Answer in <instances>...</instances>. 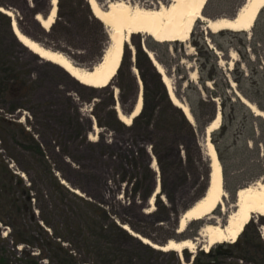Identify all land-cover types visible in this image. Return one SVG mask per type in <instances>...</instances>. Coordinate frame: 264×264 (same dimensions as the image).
Wrapping results in <instances>:
<instances>
[{
  "label": "rangeland",
  "instance_id": "obj_1",
  "mask_svg": "<svg viewBox=\"0 0 264 264\" xmlns=\"http://www.w3.org/2000/svg\"><path fill=\"white\" fill-rule=\"evenodd\" d=\"M111 1L115 0H97V3L105 9ZM126 1L156 8L170 0ZM244 1L207 0L203 12L209 18L233 17ZM60 3V6L56 3L55 19L59 20L56 31L65 30L70 42H59L48 36V30L22 5L11 8L12 18L20 22V30L27 37L63 53L77 66L90 68L106 33L102 34V27L96 22L89 25L88 32L83 28L82 0H61ZM42 6L48 10L50 1L45 0ZM71 13L74 15L70 16ZM36 22L43 30L37 29ZM224 31L207 30L204 23L197 20L187 41L163 42L166 48L155 47L163 62L156 59L155 50L146 45L152 37L145 33L131 34L123 46L122 74H126L129 63H133L137 88L131 92L126 90L120 97L123 92L112 80L104 87L92 88L80 84L55 63L40 58L16 36L15 39L10 37L0 17V164L7 165L11 173H17L12 175L22 179L21 185H17V179L8 177L15 190L13 196L19 199L16 207L4 209L0 206V264H24L32 255L40 264H63L56 260V255L66 258L64 251L82 259L90 257L83 247L77 249L72 234L78 224L88 219L89 210L65 189L53 186L54 177L69 191L77 189L79 192L75 193L98 202L106 211L107 217L101 221L100 256L95 264H201L213 259L264 264V251L256 248L258 240L253 238L257 231L264 242V216L254 215L245 226L246 246L242 259H237V252H229L226 245L230 242L215 244L208 251L202 242L194 252L188 249L182 254L161 251L142 243L123 227L127 225L131 231L162 244L169 239L200 238L198 232L205 223V219L190 221L184 232H177V220L182 211L205 191L210 162L205 132L197 129L195 134L189 132L181 118V109L170 101L162 76L148 51L169 77L178 98L191 105L201 123L213 117L214 107L220 111L223 104L225 108L211 138L224 164L227 211L238 187L259 180L264 161V111L242 95L240 86L243 85V91L264 107V7L252 30ZM138 43L146 48L145 54L161 81L150 78L142 55L138 60L140 70L134 65ZM142 73L146 75L147 99L142 121L138 119L134 129L135 136L134 132L130 133L131 129L122 130L113 122L111 110L121 112L120 105L124 113L134 108L144 88ZM122 79L118 76L115 81L119 83ZM237 94L254 104L263 115L252 113V116L240 107L234 102ZM201 98L205 102L201 103ZM99 136L103 137L100 142L103 153L99 159L107 162L105 165L110 163L109 159L118 164L119 156L122 160L114 172L108 169L102 176L103 194L102 187L96 193L92 186L94 179L89 170L94 167L93 153L90 160L86 157L88 142H96ZM5 179L0 172V193L3 194L1 183L8 184ZM156 184H159V192L153 203H149ZM24 185L31 187L28 199L21 193ZM214 215L224 218L219 207ZM55 231L61 239H48L55 236ZM17 239L23 242L15 244ZM47 241H54V247ZM216 248L220 249V255L205 256Z\"/></svg>",
  "mask_w": 264,
  "mask_h": 264
},
{
  "label": "bare ground",
  "instance_id": "obj_2",
  "mask_svg": "<svg viewBox=\"0 0 264 264\" xmlns=\"http://www.w3.org/2000/svg\"><path fill=\"white\" fill-rule=\"evenodd\" d=\"M87 1L93 14L107 28L108 35V43L101 58L90 68L77 66L63 53L43 47L37 41L27 37L20 31L14 19L12 20V30L24 47L40 58L55 63L80 84L94 88L104 87L111 82L120 65L123 46L133 33H145L157 42L187 41L197 20H201L204 23V28L212 32L222 30L248 32L252 29L259 11L264 7V0H245L233 17L223 16L212 20L205 17V13L203 14L207 0H170L167 4H161L156 8L134 5L126 0H115L109 2L105 9L101 8L96 0ZM56 3L57 0L51 1L52 8L47 16L40 13L36 16V20L46 30L54 22ZM0 11L13 16L11 9L0 6ZM148 53L158 72L161 73L170 101L180 108L190 121H193L189 106L183 98H178L169 77L157 63L153 54L150 51ZM242 100L254 115H263V112L254 104L244 98ZM141 106L142 97L140 94L132 114L125 116L118 113L119 118L129 125L131 119L140 111ZM220 120L221 114L218 110L215 118L205 129L206 154L211 162L209 164L208 187L206 185L207 189L205 188L206 191L202 196L183 210L177 220V232L181 233L184 232L190 221L205 219V223L198 232L200 238L169 239L166 244H159L131 231L127 225H123L124 229L130 231L142 243L161 251H176L182 254L185 249L194 252L197 244L202 242L204 249L208 251L215 244L236 241L254 214L264 216V180L261 179L256 180L253 184L238 187L230 210L226 209L222 168L215 147L210 140V134L219 127ZM159 189V184H156L155 193L150 197L149 203H153L154 196L157 195ZM74 190L79 192L77 189ZM218 207L224 218L214 215ZM222 221H224V225H221Z\"/></svg>",
  "mask_w": 264,
  "mask_h": 264
},
{
  "label": "trees",
  "instance_id": "obj_3",
  "mask_svg": "<svg viewBox=\"0 0 264 264\" xmlns=\"http://www.w3.org/2000/svg\"><path fill=\"white\" fill-rule=\"evenodd\" d=\"M60 1L61 0L57 1V4L59 6L61 4ZM98 1H100V0H98ZM44 2H45V0H31V3L29 2V0H18L16 2L13 1V0L10 1V2L9 1H4V0H0V6L5 7V8H12L13 6L14 7L17 6L18 8H20L19 6L22 5L23 7H25V9L28 8L27 9L28 12L31 11L30 13H32V17H34V19H35V15H37L38 13L42 14L43 16H46L48 10H45L43 8V6L41 7V5ZM32 3H33V5L31 6L30 4H32ZM81 5L83 7L82 15H83L84 23H85V25L83 24V26H84L83 28L86 30V32H88L89 25H91L93 22H96L102 27L103 31L100 29L102 31V34L104 35L106 33V35L104 36V41H103L102 45L98 48V53H96V55H94L95 57H93V59L91 60V63L94 65L96 62L99 61V59L101 58V56H102V54H103V52H104V50H105V48L107 46V43H108L107 28L93 14L91 8L89 7V3H88L87 0H82V4ZM260 11H259V13H260ZM73 15H74V13H71L70 16H73ZM0 17L2 19H4V23L6 24V26L8 28L10 37L15 39V34H14V32L12 30V26H11V18H10V16H8L5 13L0 11ZM58 23H59V20L55 19V21L52 23V25L50 26V29L48 30V32L46 34L48 36H50L51 38H56L57 40H59V42H62V41L70 42L69 41V37H67L65 30L63 31L64 33L63 32L57 33L56 27H57ZM37 24H38V26H36L37 29L41 28L40 24L39 23H37ZM17 25H18L19 29H22L21 26H20V22L19 21L17 22ZM78 27L80 28L81 24H78ZM223 32H226V31H224V30L219 31V33H223ZM230 32H236V31H230ZM60 36H63V37H60ZM105 37H106V40H105ZM148 40L150 42L146 43L147 47L149 49L155 50L154 51L155 52L154 53L155 58L160 60L161 62H163L161 57H159V55H157L155 47L156 46H160V47H165L166 48L167 44L163 43V42H157V41H155V40H153L151 38H148ZM135 48H136V59H135L134 65L137 66V68L140 70V65L138 63V60L140 59V56L142 55L144 57V59H145L146 68L149 71L150 78H152V79L154 78L156 81H161L160 80L161 78H160L159 74L157 73L155 67L151 63V60L145 54V52H146L144 50L145 47L142 46L141 43H138ZM168 51H169V49H168ZM124 58L125 57H122L120 65L118 67V70H117L115 76L112 78V82L115 83V85L117 86L119 91L123 92L120 97H123L125 95L124 92H126V90L131 92V91L135 90V87L137 88V82H136V79H135V77L133 75V72H132L133 63L130 62L129 63V67L127 68V70L125 72L126 74H122V66H123ZM118 76L119 77L121 76L123 78L122 81L119 82V83H117L115 81V78L118 77ZM141 76H142V80H143V84H144V88H143V105H142V107L140 109V112L136 116H134L132 118L130 125H127L126 123H124L119 118V114H118V112L115 111L114 108H112V110H111L112 111L111 114L113 116V122H115L118 126H120L122 130L131 129L130 133L132 135H133V132H134V129H135V126H136V123H137L138 119L140 121H142V118H143L142 115H143V112L145 110V104H146V99H147V94H146L147 93L146 75H144V73H142ZM210 79H212V78H210ZM243 81H245L244 77H243ZM238 83H240V82L238 81ZM242 86L243 85L240 86V89H241L240 91H241L242 95L245 98L249 99L250 101H253L256 104L257 107H259L261 110L264 111V107L261 106L258 101L252 99L250 97V95H248L245 91H243ZM18 88L20 89V87H18ZM92 88H94V87H92ZM90 90L93 91V89H90ZM17 91H19V90H17ZM199 101L201 103L205 102V100L202 99V98ZM134 102H135V100H134ZM134 102H133L132 105H134ZM234 102H237V104L240 107L244 108L245 110H247L252 115V112L250 111V109L247 108V106L244 103L241 102L239 97L237 99H235ZM188 106H189V109H190V112L192 114V117H193L194 121H190L186 117V115L182 112V110H180V109H178V110H180L181 118L183 119L184 123L187 125V127L189 129V132L191 134L192 133L195 134L196 129L201 131V132H203V131L205 132V129H206L207 125L210 123V121H212L214 119V117H215V115H216L218 110L215 109V107H214V115H213V117L211 119H209L207 122L201 123V121L198 118V115H197L196 111L193 112V110L191 109V105L190 104H188ZM120 107H121V112L123 114L124 112H123L122 106L120 105ZM172 107H173V105H172ZM132 109H133V107L131 108L130 111H125L124 115L126 114L125 116H130ZM121 112H119V113H121ZM220 112H221V116L223 114H225V108H223V104L221 106ZM252 116H254V115H252ZM256 116H258V115H256ZM262 121H263V119H262ZM193 122L196 123L195 126H194ZM263 123H264V121H263ZM98 124L101 126L100 123H98ZM137 130L139 131L138 127H137ZM134 134H135V136H137V132H134ZM251 139H252V141L255 140L254 137H252ZM102 140H103V137L99 136V138L97 139L96 142H88V144H90V145H89L88 153L86 154V157H88V159L90 160L91 153H93V157H94L93 159H94V161L97 164H95L94 161L92 160V164H93L94 167H93V169L91 168L89 170V172L91 174H93V179H94V181L92 183V186H94L96 188V193L100 192L101 191V187H102V194H103L104 178L102 176H104V174L106 175V173H107L106 171L108 169H110L111 172H114V168L117 165L120 164L119 166H121V164H122L121 161L122 160L119 159V158H121V156H119L118 157V164H115V162L113 160L109 159L110 163L105 165V163H107V162H104L102 159H99L100 157H102V153H103L101 151V149L103 148V145L100 144V142ZM210 140L212 141V143H213V145L215 147V150L217 152V156H218L220 164L222 166V173H223V178H224L225 171H224L223 160H222V157L220 156L219 148L217 147L215 141L211 138V134H210ZM108 146H109V144L107 142L106 147H108ZM89 149H90V151H89ZM35 151L40 153L39 149H37V148L35 149ZM263 156H264V150H263ZM85 161H87V158H85ZM262 163H263L262 164V171H261L259 177H261L264 174V161ZM0 172H1V174H3V176L5 178H7L5 180L8 182V184L7 183L3 184V182L1 183V185L3 186L2 188H3L4 192H5V194L0 193V206H2L4 209L6 207H10V206L16 207L15 203L19 199L13 196V194L15 193V190L11 186V183L8 181V177H13V178L17 179V185H21V182H22L21 180L22 179L18 178L16 175H12V174H15V173H11L10 169L8 168V166L3 164V163L0 164ZM208 173H209V171H208ZM53 180H54V184H52L53 186H56L57 188H59L62 191H63V189H65L66 192H68L71 197L81 201L83 204H85V206L89 210L88 214H86L88 219L83 224H78L76 231H72V234L74 235L75 245H76L77 249H81L83 247L85 254H87L90 257L92 256V260L90 259V257L86 258V259L85 258L82 259V258H78V256L76 254H73V253L70 254L69 252L67 253L66 251H64V256L66 258H64L63 256L60 257L59 255H56V260L59 261L60 263H63V264H82L85 261L86 262H90L91 264H95V261L97 262V257L100 256L98 250L101 249V240H103V228H102L101 221H102V219L104 217H107L106 214H105L106 211L103 209V207L98 202L85 197V195L84 196H80V195H78L77 193H75L73 191H69L68 189L65 188V186L60 184L55 177L53 178ZM207 181H208V175H207ZM30 185H32V182L30 183ZM30 192H31V187L29 185L28 186H26V185L22 186L21 193L24 195L25 198H27V199L29 198ZM92 197L95 198V195L92 196ZM48 222L49 221H47V223ZM193 222H195V221L193 220ZM245 233H246V227L243 229L242 233L238 236L236 241H234L232 243H227V245H226L228 247V250H229L230 253L237 252V255H236L237 259H242V254H243L242 251L245 249V246H246V242L243 239ZM56 237L60 238V235H59V233L57 231H55V236L52 235L48 239L53 240ZM253 238L256 241L258 240V243H255L256 248H258V250L264 251V242L260 239L259 233L257 231L255 232ZM19 242H23L22 239H17L15 244H18ZM47 244L49 246H51V247H54L55 242L54 241L53 242L47 241ZM74 253H76V251H74ZM212 253L213 254L215 253L214 255H220L221 251H220V249H217V248L214 251L209 250V252L207 254H205V256L206 257H211ZM28 258H29V260L25 261L24 264H40L34 259L33 255L29 256ZM216 264H240V263L234 262V261L221 262V261L217 260Z\"/></svg>",
  "mask_w": 264,
  "mask_h": 264
},
{
  "label": "water",
  "instance_id": "obj_4",
  "mask_svg": "<svg viewBox=\"0 0 264 264\" xmlns=\"http://www.w3.org/2000/svg\"><path fill=\"white\" fill-rule=\"evenodd\" d=\"M50 1V4H51V1L52 0H49ZM51 5H50V7H49V10H48V14H49V11H51ZM47 14V15H48ZM203 14H204V12H203ZM205 15V14H204ZM205 17H207L206 15H205ZM35 18H36V16H35ZM208 19H212V20H215V19H217V18H219V17H217V18H209V17H207ZM138 98H139V94H138V96H137V98H136V102L138 101ZM242 100V99H241ZM243 101V100H242ZM244 102V101H243ZM220 163V162H219ZM211 164V163H210ZM221 165V164H220ZM221 168H222V166H221ZM210 173H211V169H210ZM223 176V175H222ZM263 176H264V174H263ZM262 176V177H263ZM262 177H261V180L263 181L264 179H262ZM207 187H208V185H207ZM207 187H206V189H207ZM224 187V186H223ZM72 188V187H71ZM206 189H205V191H206ZM225 190V189H224ZM254 215H256V214H254ZM221 225H224V222H221ZM192 238H198V237H196V236H194V237H192ZM165 244H166V242H165Z\"/></svg>",
  "mask_w": 264,
  "mask_h": 264
},
{
  "label": "flooded vegetation",
  "instance_id": "obj_5",
  "mask_svg": "<svg viewBox=\"0 0 264 264\" xmlns=\"http://www.w3.org/2000/svg\"><path fill=\"white\" fill-rule=\"evenodd\" d=\"M214 254H212L213 256ZM201 264H216V261L213 260H209L208 262H202Z\"/></svg>",
  "mask_w": 264,
  "mask_h": 264
}]
</instances>
